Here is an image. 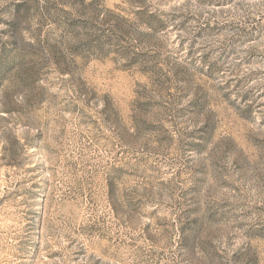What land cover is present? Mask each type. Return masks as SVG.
Returning a JSON list of instances; mask_svg holds the SVG:
<instances>
[{"label":"rangeland","instance_id":"obj_1","mask_svg":"<svg viewBox=\"0 0 264 264\" xmlns=\"http://www.w3.org/2000/svg\"><path fill=\"white\" fill-rule=\"evenodd\" d=\"M0 264H264V0H0Z\"/></svg>","mask_w":264,"mask_h":264}]
</instances>
